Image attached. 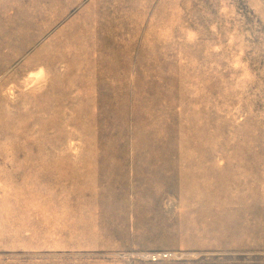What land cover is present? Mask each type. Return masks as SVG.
Here are the masks:
<instances>
[{
  "label": "rangeland",
  "instance_id": "obj_1",
  "mask_svg": "<svg viewBox=\"0 0 264 264\" xmlns=\"http://www.w3.org/2000/svg\"><path fill=\"white\" fill-rule=\"evenodd\" d=\"M0 264H264V0H0Z\"/></svg>",
  "mask_w": 264,
  "mask_h": 264
},
{
  "label": "crops",
  "instance_id": "obj_2",
  "mask_svg": "<svg viewBox=\"0 0 264 264\" xmlns=\"http://www.w3.org/2000/svg\"><path fill=\"white\" fill-rule=\"evenodd\" d=\"M133 232L130 231V233H133ZM94 235H95L94 238L92 237L91 239H88L84 242L85 244H89L90 246H92V249H94V250H102V251H105V250H117V251L150 250V249H154L155 248L154 246H156V244L153 242H148V243L142 244V243L136 242L133 239H130V241H128V242L126 240L127 243H116L115 247H113V246H110L111 245L110 243H112L113 242L112 240H114L112 237V235H113L112 233L102 232L101 235H98V233H94ZM131 236H133V234H130V237ZM207 236L208 235H205V237H207ZM211 236H212V234H211ZM110 237H112V238H110ZM205 240H208V239H205ZM108 242H110V243H108ZM205 242L208 243L209 245H211L210 240L205 241Z\"/></svg>",
  "mask_w": 264,
  "mask_h": 264
},
{
  "label": "built area",
  "instance_id": "obj_3",
  "mask_svg": "<svg viewBox=\"0 0 264 264\" xmlns=\"http://www.w3.org/2000/svg\"><path fill=\"white\" fill-rule=\"evenodd\" d=\"M147 259L152 260L153 262H157L160 260H169L173 258V254L172 253H154V254H149L146 256Z\"/></svg>",
  "mask_w": 264,
  "mask_h": 264
}]
</instances>
